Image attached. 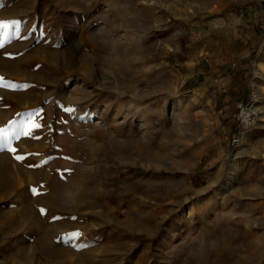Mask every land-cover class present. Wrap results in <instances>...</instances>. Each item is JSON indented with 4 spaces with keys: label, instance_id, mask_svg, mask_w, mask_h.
Instances as JSON below:
<instances>
[{
    "label": "rangeland",
    "instance_id": "374dc122",
    "mask_svg": "<svg viewBox=\"0 0 264 264\" xmlns=\"http://www.w3.org/2000/svg\"><path fill=\"white\" fill-rule=\"evenodd\" d=\"M221 1L0 0V264H264V38L232 149Z\"/></svg>",
    "mask_w": 264,
    "mask_h": 264
},
{
    "label": "crops",
    "instance_id": "0c3cea01",
    "mask_svg": "<svg viewBox=\"0 0 264 264\" xmlns=\"http://www.w3.org/2000/svg\"><path fill=\"white\" fill-rule=\"evenodd\" d=\"M235 2L231 22L217 28L216 49L212 54L217 57L229 54L230 62L218 65L214 68V72L216 77L222 75L219 80L224 81V85L225 83L228 86L236 85L237 88L245 90L244 97L236 101L237 104L246 97V89L244 84L242 85L236 79L242 74H250L252 69L255 74H258L256 66H259L260 61L251 58V54L257 50L264 38V0H235ZM225 5V0H222L214 9H224ZM233 64L234 67H232Z\"/></svg>",
    "mask_w": 264,
    "mask_h": 264
},
{
    "label": "built area",
    "instance_id": "2783aa9c",
    "mask_svg": "<svg viewBox=\"0 0 264 264\" xmlns=\"http://www.w3.org/2000/svg\"><path fill=\"white\" fill-rule=\"evenodd\" d=\"M234 67V64L233 66ZM256 74L250 72L246 80V97L238 102L232 114V120L237 126V131L230 137L229 145L235 149L241 144L244 137L256 128L261 113L259 93L257 89ZM222 91H226L222 88Z\"/></svg>",
    "mask_w": 264,
    "mask_h": 264
},
{
    "label": "snow or ice",
    "instance_id": "6c2138e0",
    "mask_svg": "<svg viewBox=\"0 0 264 264\" xmlns=\"http://www.w3.org/2000/svg\"><path fill=\"white\" fill-rule=\"evenodd\" d=\"M18 24H19V21H10V22L0 21V32H3L5 30H7L9 27L16 26ZM2 46H3V44L0 43V47H2ZM67 111H72V110L67 109ZM28 115H29V123H28L27 127L23 128L20 132H18L16 134L17 136H32L33 130L41 127V125L39 123H35L32 121V114L31 113H29ZM7 131H8L7 129L0 128V137H3V135ZM5 148H7V150L10 152L16 151L14 148L11 147L10 143H5L3 140H0V151L5 150ZM15 158L17 160H22L24 157L17 155ZM31 192L33 195L37 194L36 189H34V188L31 189ZM40 211L42 214L44 213V209H41ZM72 219H75V217H72ZM80 235H81V233L77 231V232L69 233L68 237L70 239H75V238L79 237ZM84 247H86V245L81 244V245H79L78 250L83 249Z\"/></svg>",
    "mask_w": 264,
    "mask_h": 264
},
{
    "label": "bare ground",
    "instance_id": "6f19581e",
    "mask_svg": "<svg viewBox=\"0 0 264 264\" xmlns=\"http://www.w3.org/2000/svg\"><path fill=\"white\" fill-rule=\"evenodd\" d=\"M229 193V189H224L221 193H220V196H223L225 194H228Z\"/></svg>",
    "mask_w": 264,
    "mask_h": 264
}]
</instances>
